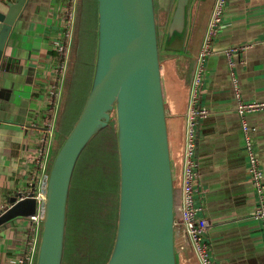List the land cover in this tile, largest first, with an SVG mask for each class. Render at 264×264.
I'll return each mask as SVG.
<instances>
[{
  "label": "crops",
  "instance_id": "1",
  "mask_svg": "<svg viewBox=\"0 0 264 264\" xmlns=\"http://www.w3.org/2000/svg\"><path fill=\"white\" fill-rule=\"evenodd\" d=\"M16 1L0 0L5 4ZM193 2L191 59L185 61L162 53L167 60L165 66L162 62L163 79L176 199L180 205L192 82L216 0ZM75 3L76 0H27L7 32L0 60V216L27 197L36 200L35 214L42 208L59 112V106L53 107L51 92L63 84L61 66L67 59V52L65 56L59 53L56 43L64 40L67 44L74 21L69 24L70 12L66 9ZM172 4L171 0H157V11L163 23L167 21L164 30ZM246 45L249 48L245 52L234 56L243 98L248 102L264 101V0H228L222 29L204 63L198 106L208 115L199 120L197 129L196 204L201 209L199 216L210 224L205 241L216 264H264L262 226L254 218L258 200L248 170L226 53ZM191 60L195 61L194 72L191 82L186 83ZM247 119L264 171V111ZM40 235L41 226L31 216L1 225L0 264L27 256H33L35 264ZM178 264H200L190 244L180 251Z\"/></svg>",
  "mask_w": 264,
  "mask_h": 264
},
{
  "label": "water",
  "instance_id": "2",
  "mask_svg": "<svg viewBox=\"0 0 264 264\" xmlns=\"http://www.w3.org/2000/svg\"><path fill=\"white\" fill-rule=\"evenodd\" d=\"M193 1H175L160 44L155 0H97L90 92L73 130L57 150L54 131L55 155L46 179L35 264H63L77 163L113 120L120 192L116 236L107 264H178L179 217L161 56L165 52L191 59ZM26 2H0V60L7 32ZM35 213L36 200L24 198L0 216V226Z\"/></svg>",
  "mask_w": 264,
  "mask_h": 264
},
{
  "label": "trees",
  "instance_id": "3",
  "mask_svg": "<svg viewBox=\"0 0 264 264\" xmlns=\"http://www.w3.org/2000/svg\"><path fill=\"white\" fill-rule=\"evenodd\" d=\"M69 0H66L68 2ZM176 0H171L175 4ZM157 0H155L156 20L159 43L162 42V33L167 26V21L163 23L160 14L158 13ZM69 6V5H68ZM173 6V4H172ZM76 18L74 20V39L70 50L69 72L64 80V100L62 108L59 112V131H60V146L65 138L71 133L76 122L78 121L83 108L86 104L92 77L94 72L96 45H97V25L98 12L97 0H76ZM67 50L64 49V56ZM163 57L161 56V61ZM195 67V61L191 60L188 63L189 71L186 75V83H190ZM115 120L111 122L109 127L98 134L87 148L82 153L72 181L69 203L67 229L65 238V253L63 264H69L70 253L69 244H72V251L76 254L78 264L82 262L94 261L96 258L95 225L96 221H91V233L84 230L83 218L84 214L91 209L92 220H95L97 212L103 217L106 222L107 237L104 238V252L99 264H107L112 247L114 244L119 209V192H120V168L117 140L114 130ZM111 138L110 145H107V150L95 149L101 139ZM59 146V147H60ZM112 149H114V160H112ZM110 152V172L104 176L100 162L96 161L95 156H104ZM112 151V152H111ZM96 153V154H95ZM55 153L53 154L54 157ZM94 156V159L92 160ZM52 157V159H53ZM107 182H104V180ZM177 197V194H176ZM177 208L180 206L176 199ZM179 214V212H178ZM74 231V239L70 238L71 231ZM72 240V242H71ZM81 242L90 244V252L84 250ZM71 249V248H70ZM93 251V252H91Z\"/></svg>",
  "mask_w": 264,
  "mask_h": 264
},
{
  "label": "built area",
  "instance_id": "4",
  "mask_svg": "<svg viewBox=\"0 0 264 264\" xmlns=\"http://www.w3.org/2000/svg\"><path fill=\"white\" fill-rule=\"evenodd\" d=\"M228 0H216L214 10L208 24L201 49L197 58V68L194 74L190 103L187 114V133L186 148L184 155V182L182 186L183 201L177 208L179 217L178 236L182 235L179 240L180 251L184 250L190 244L200 264H216L209 246L205 241L206 233L209 229L208 220L201 218L199 213L200 207L196 204L197 181H198V162H197V144H198V123L200 119L207 117L208 111L198 106L199 91L203 85V71L206 59L211 56L215 40L222 29L225 10ZM59 51L64 52V46L61 42L56 43ZM249 48L248 45L234 47L227 50L229 60V70L231 72L233 91L236 100V112L241 121L245 141V151L248 158L249 173L252 178L253 187L257 196L258 204L254 213V218L261 222L263 239H264V171L261 167V161L253 140L252 127L247 117L251 114L264 111V101L248 102L244 100L238 75L235 71V54H242ZM64 65L61 66L63 69ZM44 199V198H43ZM43 218V208L31 216V219L41 226ZM37 251V250H36ZM33 256L15 258L10 260V264H32Z\"/></svg>",
  "mask_w": 264,
  "mask_h": 264
},
{
  "label": "rangeland",
  "instance_id": "5",
  "mask_svg": "<svg viewBox=\"0 0 264 264\" xmlns=\"http://www.w3.org/2000/svg\"><path fill=\"white\" fill-rule=\"evenodd\" d=\"M73 1L74 0H72V2ZM66 10H68L70 12V14L68 15L69 16L68 18L70 20V23L69 24H71V23H73V21L76 18V13H77L76 3L74 5V7L72 5L70 8H68ZM64 20H67L65 16H64ZM67 22H68V20H67ZM68 35H69V38L66 41L67 44H65V41L64 40H61L60 41L61 44H62V46H65V49L67 50V54H66L67 59L65 61L64 66L62 67L63 68L62 69L63 71L62 72L60 71L64 75L63 84L60 83L61 84V87L58 86L57 88L53 89V91L51 92V99L53 100V107H55V104L57 105V107L59 106V112H60V110L62 108L63 100H64V96H65L64 95V80H65V78H66V76H67V74L69 72V63H70L69 55H70V50H71L72 43H73V39H74V31H72ZM59 53H62V51L60 50ZM162 57H163V55H162ZM162 62H164L163 64L165 66V63L167 62V60L166 59L165 60L163 59ZM59 112H58V116H57V118L55 120V122H56L55 129H56V132H57L56 133L57 134V146H56V150L60 146V131H59V126H58L59 125V122H58ZM114 130H115V135H116V123L114 125ZM116 140H117V138H116ZM110 142H113V141H111V138H107V139L103 138V139H101L100 140V143L95 148V149H98L96 151V153L99 150H102V149L107 150V147H105V146L107 145V143H108V145H110ZM117 147H118V145H117ZM112 151H111L112 152V160H114V154H115L114 153V149H112ZM107 153L108 154H106L104 156H101V155H96L95 156L96 161L100 162V166L102 167V171L104 173V176L106 174H109L110 171L108 169L111 167L110 166V163H111L110 162V156L111 155H110L109 150H108ZM118 155H119V153H118ZM93 159H94V156H93L92 160ZM104 182H107V181L104 180ZM92 213H93V211L90 209L87 212V214H84L83 226L86 227V228H84V230H87V232L91 233V231H90L92 229L91 221H96L98 223V224L95 225V237H96L97 243H96V246L92 249V250H95V253L97 252L96 253V258L94 259V260H96V262H94V261L93 262L92 261L87 262L86 261V262H82L81 264H99L100 263V259L102 257L101 253L105 251L104 250L103 241H104V238H106L107 237V234H108V232H106V230H107V228H106V222L104 221L103 217L98 212H97V216H96L95 220H92L93 219L91 217L92 216ZM74 236H75V234H74V231L72 230L71 231V234H70V238L73 240L74 239ZM72 240H71V242H72ZM81 243H83L81 245V247L84 250H87L86 253L87 252H90V249H89L90 244L88 242H81ZM72 248H73L72 247V244L71 245L69 244V250H71L69 264H78L77 262H75L76 261V255H75L76 253L74 251H72ZM91 252H93V251H91Z\"/></svg>",
  "mask_w": 264,
  "mask_h": 264
}]
</instances>
